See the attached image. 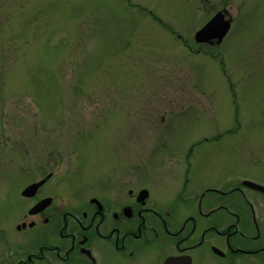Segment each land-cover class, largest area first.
<instances>
[{
	"label": "rangeland",
	"instance_id": "374dc122",
	"mask_svg": "<svg viewBox=\"0 0 264 264\" xmlns=\"http://www.w3.org/2000/svg\"><path fill=\"white\" fill-rule=\"evenodd\" d=\"M221 12L227 34L197 41ZM128 168L157 201L244 191L263 216L264 0H0L6 264L41 197L80 214Z\"/></svg>",
	"mask_w": 264,
	"mask_h": 264
},
{
	"label": "flooded vegetation",
	"instance_id": "af4514ba",
	"mask_svg": "<svg viewBox=\"0 0 264 264\" xmlns=\"http://www.w3.org/2000/svg\"><path fill=\"white\" fill-rule=\"evenodd\" d=\"M123 176L124 184L91 199L80 214L50 209L44 203L51 197H41L30 219L17 223L18 232L31 231L8 264H264V214L243 190L222 192L225 203L218 204L204 194L197 205L199 198L184 194L157 201L152 187L161 181L150 187L149 173L129 168ZM7 261L0 255V264Z\"/></svg>",
	"mask_w": 264,
	"mask_h": 264
},
{
	"label": "water",
	"instance_id": "95a60500",
	"mask_svg": "<svg viewBox=\"0 0 264 264\" xmlns=\"http://www.w3.org/2000/svg\"><path fill=\"white\" fill-rule=\"evenodd\" d=\"M230 29V21L224 19V15L222 13L216 14L202 29H200L196 35L195 39L197 41L207 42L212 38H217L220 42L222 38L227 34L228 30ZM247 184L252 185L255 188L261 189L264 191V187L256 185L252 182H247ZM36 188L35 185L28 187V189Z\"/></svg>",
	"mask_w": 264,
	"mask_h": 264
},
{
	"label": "bare ground",
	"instance_id": "6f19581e",
	"mask_svg": "<svg viewBox=\"0 0 264 264\" xmlns=\"http://www.w3.org/2000/svg\"><path fill=\"white\" fill-rule=\"evenodd\" d=\"M221 13H222V12H221ZM222 14L224 15V19H225V20H229V19H226V13H225V12H223Z\"/></svg>",
	"mask_w": 264,
	"mask_h": 264
}]
</instances>
